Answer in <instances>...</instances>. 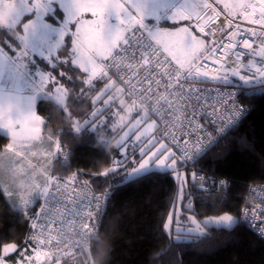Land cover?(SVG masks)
<instances>
[{
	"label": "trees",
	"instance_id": "1",
	"mask_svg": "<svg viewBox=\"0 0 264 264\" xmlns=\"http://www.w3.org/2000/svg\"><path fill=\"white\" fill-rule=\"evenodd\" d=\"M29 17H22L11 29L0 25V49L11 57L20 48L17 36ZM45 20L62 26L64 14L59 10L49 12ZM68 27L73 30V26ZM72 39V32L64 37L51 63L39 60L52 77L48 87L60 85L66 91L64 107L41 98L36 103V113L43 120L45 138L57 144L48 175L85 184L96 192H110L97 230L98 240L88 245L93 264H264V241L239 218L247 189L264 183V93H241L240 100L248 107L245 118L192 166L178 160L175 170L184 172L186 180L176 179L175 170L149 171L128 179V173L143 158L139 145L118 144L119 129L112 128L114 118L106 115L102 121L108 109L97 112L99 102L94 101L112 76L97 78L87 85L85 74L71 61ZM226 77L242 92L264 85V81L246 85L231 75ZM152 118L148 112V119ZM155 133L159 137L157 123ZM7 143L8 137L0 133V153ZM60 151L66 152L67 162L62 161ZM195 170L224 180L225 190H201L200 183L188 177ZM39 199L29 209L18 210L11 206L0 186V257L5 245H14L15 252L5 257L13 263L20 256L19 250L25 249L31 254L38 251L39 257L32 264H89L85 251L50 260L24 243L29 218ZM189 205L192 210L186 208ZM178 209V221L182 223L189 215L201 221L223 214L235 217V223L228 228L207 227L202 235L185 234L188 240L174 241V234L166 233L164 226L171 212L175 216Z\"/></svg>",
	"mask_w": 264,
	"mask_h": 264
},
{
	"label": "built area",
	"instance_id": "2",
	"mask_svg": "<svg viewBox=\"0 0 264 264\" xmlns=\"http://www.w3.org/2000/svg\"><path fill=\"white\" fill-rule=\"evenodd\" d=\"M200 2L211 5V8H199L194 22L197 30L198 22L205 28L199 33L206 43L202 53L190 63L182 67L151 37L145 40L148 36L145 30L135 27L124 36L139 43L129 48L127 55L117 48L113 55L119 53V67L106 68L115 81L153 116L158 135L167 148L190 166L245 118L248 107L242 104L241 93H264V85L242 92L229 81H217L220 76H225L224 71L239 70L256 47L264 46V25L250 23L244 18L243 9L231 15L215 0ZM210 18L212 22L208 23ZM253 31L256 35H252ZM245 39L251 48L243 47ZM148 43L152 47L147 50L149 62L145 64L143 45ZM132 52L136 53L135 58H132ZM237 54H242L239 61ZM111 63V60L107 61V65ZM180 85H183V92L179 90ZM59 156L67 162L65 151H60ZM193 175L194 181L199 182L200 189L205 192L225 190L224 180L212 174L195 170ZM46 189H49L48 197H45ZM109 197L107 190L96 192L85 184L50 176L29 218L24 243L35 247L50 260L82 253L91 241L98 240L97 230ZM239 218L264 241V183L247 189Z\"/></svg>",
	"mask_w": 264,
	"mask_h": 264
},
{
	"label": "rangeland",
	"instance_id": "3",
	"mask_svg": "<svg viewBox=\"0 0 264 264\" xmlns=\"http://www.w3.org/2000/svg\"><path fill=\"white\" fill-rule=\"evenodd\" d=\"M215 1L228 14L231 15H236L238 13L240 9L235 8L234 6L240 3H253L257 5V8L259 7V0ZM5 2L7 1L5 0ZM14 2L18 6L20 5V0H14ZM32 2H35V0H32ZM87 2L98 3L100 2V0H87ZM120 2L125 5V8H127V10L132 14L134 18L139 19L137 10L131 7L132 0H120ZM147 3L149 14L145 16L144 22L149 28H152L153 30H156L158 28L162 32H176L179 29L188 28L191 32H193V34L197 36L200 35L194 24L199 8L192 13L190 19H181L180 15L175 14L177 12H180L184 15H187L188 11L182 6L192 5L195 3L201 5L200 0H168L170 6L168 7L167 11L161 10L159 8H153L154 0H147ZM225 5H228V8H226ZM30 14H34L33 19L30 21L33 25L32 30L28 33L27 36H21L24 35V33H19L17 39L22 45L23 43H25V41L27 42L30 35H34V37L37 35H43L44 38L51 35L50 37L53 38V48L52 46L47 48L46 45H38V47L35 48L31 45V47H28L30 48L31 57L35 54L38 55L41 52H47L48 50L47 56L44 57V60L48 63H51V57L56 53L58 49V47L55 46L57 40L59 39L58 32L48 33L47 31H49V29L45 27V24H47L45 23L46 20L43 21L44 23L42 22L43 16L37 19L35 13ZM157 14L159 16L158 19H156L155 17V15ZM26 15H28L27 12H22L20 19L15 24H13L12 27L16 26L21 18ZM66 18L67 17L65 14V20L61 27L64 26ZM121 18L123 19V17ZM83 19L85 21H88L94 19V17H92L91 13L85 12L83 15ZM112 22L115 23L116 21L113 20ZM4 23H6V21L0 18V24ZM41 24H44V26H41ZM71 26H73V30L70 29V32L74 33L75 24H71ZM61 27H58L57 29ZM125 27H127V21H125ZM135 27L139 26L134 24L131 28H128V30L124 32V35L129 30ZM199 38L202 39L203 37H201L200 35ZM153 40L157 43L155 39ZM202 40L204 41V43H206L204 38ZM157 44L171 58H173L175 62L176 60L173 57V53L176 56L180 57L181 63L183 65L193 59L177 44L174 38H171L167 35L161 36L159 38V43ZM261 47L262 46H258L253 50L248 62L243 66L242 70L239 71L240 74H233V70H228L223 72L225 73V76L231 75V77L238 79L237 81L246 85H253L256 82H263L264 78H261L260 76H254L253 74L256 68H264V55L260 54ZM22 51L23 55L26 56V52L24 51V49ZM21 57L22 54L20 52L17 53L16 57L11 60V62L13 63V65L11 66L12 69L11 67H9L10 70H8L7 72V78H5V81L0 86V98L4 97V99H7V101L14 100L24 108V112L20 114V123L13 124V126L9 130L10 136L7 146L10 153L6 152L0 154V186L2 187V190L4 191L11 206L15 209L25 211L34 206V204L41 197L44 191L45 182L50 177L49 175L46 177V167L49 165L51 159L48 157L49 151L47 152L46 148L41 151H37L36 149L34 150L36 146L34 148H31V143L40 140L42 136L40 123L41 119L36 113V103L41 98L51 99L56 103L57 106L63 108L65 104L66 91L63 89V87L60 86L59 90L57 88H54L53 91L48 92L46 90V87H48V82H46L43 88L40 87V75L43 73L40 69H38L37 71L31 70V63L34 62L33 59H31L30 63H25L21 59ZM71 58L72 61L76 58L73 55L72 51ZM104 63L105 65H107V61H105ZM181 63L178 64L181 65ZM251 65H254V67ZM9 72L11 73V75H9ZM83 73L85 74L84 81L86 82L88 80L89 74L85 72ZM108 75H110V73L107 70V75L103 76V78L108 77ZM225 76H220L217 81L227 83L229 79L227 77L224 79ZM241 76H243L244 78L242 79ZM97 78H93L91 82ZM86 84L89 85L90 83L86 82ZM94 101L99 102V105L96 109L97 112H101L106 108L108 109L105 111V114L102 117V121L105 120L106 115H111L114 118L112 128L119 129L117 140L118 144L124 143L129 144L130 146L139 145L138 152L143 155V158L133 169L139 168L140 163H142L145 159H149V157H151L153 153L157 152L158 149H161L162 146L166 148L167 151H164L163 155H161L159 159H165L170 154H172L173 159L176 160V163L178 162V160H180L178 157H175L174 153L167 148L164 141L159 139V137L156 135V120L153 118L148 119V112L144 108H142V106L135 99L130 97V95L124 90V88L116 83L113 77H109V79L103 84L101 91L95 96ZM25 113H27V115H25ZM149 125H152V127H149ZM51 155L53 157L55 155V152ZM171 164V160H165L164 166L159 165V160L153 157V159L149 160V164L144 169L140 170L139 174H137L136 176L149 171H174L176 169V164L172 167H169V165ZM133 169L131 171H133ZM173 174L175 178L180 177L182 180H186V174L184 172L179 173L175 170ZM188 177L189 180H191L192 182L194 181L193 172L189 173ZM127 178L129 179V176H127ZM178 214H180L179 209L177 210V214L175 216L173 212H171L164 226L166 233L174 234L173 236H171L174 241L188 240L189 236H186L185 234L202 235L206 232L207 227L213 226L228 228L235 223V217L231 215L230 222H224V214L220 216L206 217L201 221H198L194 216L189 215L187 222L182 223L181 221H178ZM216 218L220 219L218 220ZM197 227H199V229H201L202 231H196ZM9 246L12 245H5L2 249V255L0 259L4 261V264H32V261L34 260L36 262L39 257V254L37 253L38 251H33V254H31L30 252L25 251V249H20L18 253L22 257L17 255L16 262L13 263L11 261H8L5 257L13 254L17 247L15 246L14 250L10 249L8 252H5L4 249Z\"/></svg>",
	"mask_w": 264,
	"mask_h": 264
},
{
	"label": "snow or ice",
	"instance_id": "4",
	"mask_svg": "<svg viewBox=\"0 0 264 264\" xmlns=\"http://www.w3.org/2000/svg\"><path fill=\"white\" fill-rule=\"evenodd\" d=\"M169 6L168 0H154L153 3V8H159L164 11H167ZM131 7L137 10L139 19L134 18L127 8H125V5L120 2V0H100L98 3L87 2V0H35V2H32V0H20L19 6L14 2V0H7V2H5V0H0V18L6 21V23L0 25H6L9 29H11L13 24L20 19L22 12H27L28 14L35 13L37 19H39L41 16H47L49 12L55 13L58 10L63 11L67 17L63 27L57 29L56 27H52L47 24L45 27L52 33L58 32L59 39L57 40L55 46L59 47L64 36L70 34L71 30L68 25L75 24V32L72 33L73 39L71 51L76 58L72 61V64L79 67L83 72L89 74L88 80L86 81L87 83H91L93 78L106 76L107 67H119V62L117 60L119 53L113 55L115 49L120 48L127 55L128 49L134 47L135 43H139V41L134 43L129 38L124 36V32L127 31L128 28H131L134 24L138 25L139 28L145 29L148 33L145 40H147L148 37H151L159 43V38L163 35L174 38L177 44L193 59L197 58L198 54L202 53L204 50V41L197 35L193 34V32H191L188 28H182L176 32H162L158 28L156 30L149 28L144 22L145 16L149 14L147 0H132ZM182 7L188 11V14L184 15L180 12L175 14L180 15L181 19H190L192 13L195 12L196 9L211 8V5L207 3H203L202 5L195 3L192 5H184ZM225 7L228 8V5H225ZM234 7L243 9L244 18L249 20L250 23L264 25V0H259L258 8L257 5L253 3H240ZM249 9H251V12L248 11ZM212 10L215 11V9ZM257 11L259 12L258 17L256 16ZM85 12L91 13L94 19L85 21L83 19ZM121 17H123V19ZM155 17L158 19V14L155 15ZM113 20L116 22L113 23ZM125 21H127V27H125ZM211 22L212 20L210 18L208 23ZM32 27V22H23L22 28L24 35L21 36H27L32 30ZM198 30L201 33L205 31L203 26H199V22ZM209 32H211V29H209ZM252 35H256V33L253 31ZM262 35H264V33H262ZM143 47L144 53L142 54V59L145 64H147L149 62L147 50L150 49L152 45L151 43H148L143 45ZM221 47H223V45H221ZM243 47L248 49L251 48L252 45L247 39H245L243 40ZM260 54L264 55V46L261 47ZM135 55V52L131 53L132 58H135ZM241 55L242 54H237L238 61L240 60ZM173 57L177 63H181L179 56H176L173 53ZM109 60H111L112 63L106 66L104 62ZM12 65V62L5 63L3 58H0V77L3 76L4 69L8 66L11 67ZM181 66L183 67L182 63ZM251 66L254 67V65ZM232 73L240 74L238 69L233 70ZM253 74L254 76L264 78V68H256ZM188 75L192 76V72H189ZM204 75H206V73ZM225 78L226 76L224 79ZM241 78L243 79L244 77L241 76ZM51 80L52 77L50 74H41L40 87L43 88L46 82H50ZM169 87H171V85H169ZM150 88L151 83L149 84V89ZM179 90L183 92V85L179 86ZM198 99L199 97L197 96V100ZM229 103H232V101H229ZM25 115H27V113H25ZM189 123L191 124V121H189ZM149 127H152V125H149ZM194 146L195 145L193 144V147ZM164 151H167V149L162 146V148L153 153L149 159H145L142 163H140L139 168H135L133 171L129 172V178L139 174L140 170L144 169L149 164V160L153 159V157L159 160V165L164 166L165 160H171L172 164L169 165V167L174 166L176 164V160L173 159L172 154L165 159H159V157L163 155ZM115 169L116 168H113L111 170ZM104 174H107V172ZM57 187H59V185H57ZM48 196L49 189H46L45 197ZM93 199L99 198L93 197ZM97 214H99V212H97ZM216 219L219 220L220 218ZM223 221L230 222V215L224 214ZM262 223H264V221H262ZM196 231L202 230L197 227ZM14 248L15 246L12 245L6 247L4 251L8 252L10 249L14 250ZM0 264H4L2 259H0Z\"/></svg>",
	"mask_w": 264,
	"mask_h": 264
},
{
	"label": "crops",
	"instance_id": "5",
	"mask_svg": "<svg viewBox=\"0 0 264 264\" xmlns=\"http://www.w3.org/2000/svg\"><path fill=\"white\" fill-rule=\"evenodd\" d=\"M7 1V0H6ZM172 7V6H171ZM63 12V11H62ZM63 14H64V20H65V13L63 12ZM27 16V15H26ZM28 16H30L29 17V19L27 20V21H31L32 19H33V16H34V14H28ZM43 21H45V18H44V16L42 17V22ZM19 23V22H18ZM44 23V22H43ZM45 23H47V24H49L50 26H52V27H56V28H58V27H61V26H55V25H53V24H50V23H48L47 21H45ZM17 25V24H16ZM46 25V24H45ZM41 26H44V24H41ZM4 27H6V26H4ZM8 28V27H7ZM48 33H50V31H47ZM20 33H23V28H22V26H21V31H20ZM41 33H43V32H41ZM52 34V33H51ZM51 36V35H50ZM50 36H48V37H43V35L41 36V35H37V36H35L34 37V35H30L28 38V40H27V42L25 41V43H23L22 45L24 46H22L21 45V43H20V47H22V48H20L17 52H16V54L17 53H20L21 52V54H22V57H21V59L26 63V62H28V63H30V61H31V59H33V61L34 62H32L31 63V70L32 71H37L38 69H40L41 70V72L42 73H46L45 71H44V69H43V67H42V62H40L39 60H41V61H43L44 62V57L45 56H47V52H48V50H47V52H41L40 54H38V55H33L32 57H31V53H30V48H28V47H31V46H34V48L35 47H38V45H46L47 46V48H49L50 46H52V48H53V41H52V39L53 38H51ZM200 35H198V37H199ZM202 37V36H201ZM203 39V38H202ZM205 40V39H204ZM31 45V46H30ZM204 45H205V43H204ZM24 49V51L26 52V56H24L23 55V50ZM36 50V49H35ZM24 52V53H25ZM70 52H71V50H70ZM14 57H16V55L14 56ZM14 57H11V54L10 55H8L7 53H4L3 51H1V49H0V58H3V60L5 61V63H8V62H11V60L14 58ZM193 59H191L190 61H188V62H186L185 63V65H187L188 63H190L191 61H192ZM71 61H72V58H71ZM184 66V65H183ZM10 66H8V67H6L5 69H4V74H3V76L2 77H0V86L2 85V83L5 81V78H7V72H8V70H10V68H9ZM9 75H11V73L9 72ZM50 82H48V84H49ZM48 86V85H47ZM54 88H57V89H60V85H57V86H55ZM53 88V89H54ZM53 89H50L49 87H46V90L48 91V92H51V91H53ZM66 93V92H65ZM24 112V108H23V106H21V105H19L16 101H14V100H11V101H7V99H4V97H1L0 98V133H2V134H4L5 136H7L8 137V143H9V130L11 129V127L13 126V124H18V123H20V121H21V117H20V114L21 113H23ZM35 117V116H34ZM36 119V118H35ZM41 119V118H40ZM41 139L40 140H37V141H34V142H32L31 143V148H34L35 146V148H34V150L36 149L37 151H41V150H44V148H46L47 150V152L49 151V155H48V157L49 158H51L50 159V162H51V160L53 159V157L55 156H53L52 157V153H54L55 152V154H56V151H57V144L54 142V141H52V143L49 141V140H47L46 138H45V136L43 135V133H42V124H43V120L41 119ZM8 143H7V145H8ZM5 146V148H4V150L0 153V154H2V153H6V152H9L10 153V151L8 150V146ZM39 147H40V149H39ZM50 164V163H49ZM49 167V165L46 167V177L48 176V170H47V168ZM47 182V181H46ZM46 182H45V186H46ZM44 189H45V187H44Z\"/></svg>",
	"mask_w": 264,
	"mask_h": 264
},
{
	"label": "water",
	"instance_id": "6",
	"mask_svg": "<svg viewBox=\"0 0 264 264\" xmlns=\"http://www.w3.org/2000/svg\"><path fill=\"white\" fill-rule=\"evenodd\" d=\"M186 208H187L188 210H192V206H191V205L187 206ZM85 252H86V255H87V257H88L89 264H93V261H92V258H91L90 252H89V247H87V248L85 249Z\"/></svg>",
	"mask_w": 264,
	"mask_h": 264
}]
</instances>
